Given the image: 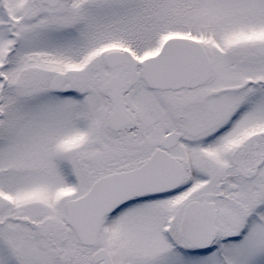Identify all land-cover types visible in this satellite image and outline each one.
Listing matches in <instances>:
<instances>
[{
    "label": "snow or ice",
    "instance_id": "6c2138e0",
    "mask_svg": "<svg viewBox=\"0 0 264 264\" xmlns=\"http://www.w3.org/2000/svg\"><path fill=\"white\" fill-rule=\"evenodd\" d=\"M0 264H264V0H0Z\"/></svg>",
    "mask_w": 264,
    "mask_h": 264
}]
</instances>
